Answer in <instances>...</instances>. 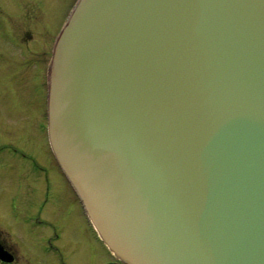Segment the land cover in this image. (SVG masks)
I'll list each match as a JSON object with an SVG mask.
<instances>
[{
    "label": "water",
    "instance_id": "1",
    "mask_svg": "<svg viewBox=\"0 0 264 264\" xmlns=\"http://www.w3.org/2000/svg\"><path fill=\"white\" fill-rule=\"evenodd\" d=\"M49 86L55 157L118 259L264 264V0H80Z\"/></svg>",
    "mask_w": 264,
    "mask_h": 264
},
{
    "label": "flooded vegetation",
    "instance_id": "2",
    "mask_svg": "<svg viewBox=\"0 0 264 264\" xmlns=\"http://www.w3.org/2000/svg\"><path fill=\"white\" fill-rule=\"evenodd\" d=\"M71 1L66 8V19L78 0H73L72 3ZM35 2L41 8L40 2ZM30 3L29 0H19L16 3L0 0V37L6 43L9 52L17 53L21 61V63H18L15 60L16 66L19 67L17 69L23 71V68L27 69L29 65H32L37 69L35 73L37 75L43 67L47 69L44 72V81L47 83L48 68L53 58L54 45L66 19L59 29L55 30L53 22L59 24L60 15L54 16V7L60 5V2L59 0L50 1L43 12L40 13V19L37 20L36 25H32L30 29L28 28L29 35L31 37L35 36V39L30 42L31 45L28 46V44L24 43L21 36L12 35L13 31H11V25L8 20L11 19L12 14L16 15L18 13V16L20 13L22 15L26 14V6ZM47 35L49 36V40L48 38L46 39ZM29 48L33 52L32 57L29 55ZM38 128L39 133L45 134L43 125H38ZM35 142L37 146L39 144L37 137H35ZM32 150L36 151L34 148ZM30 161L31 163L28 161L26 166L21 168L28 171L29 167L36 172L38 177L34 175L32 178L30 174H28L29 176L26 175L25 170H23L22 173L25 175V181L19 184L20 187L28 184H32L33 186L39 183L38 172L42 171L43 168L40 166L37 158H32ZM5 166L4 161L0 163V168ZM54 167L56 170L59 169L56 162ZM2 175L0 171V185L5 183L4 181L6 180V182L10 181L12 178L11 174L5 178ZM56 175L55 182L57 185H55L53 180H48L45 184L46 188H42V190L37 186H33L32 189L29 187L24 189L22 194L15 193L14 190L12 191L15 193V196H11L16 201L13 207L24 200L32 202L36 199L33 202L35 211L26 213L11 211L9 217L12 222L6 223L8 228L2 230V227H0V247L11 259L7 263H3L0 260V264H21L20 261L24 262V264H93L94 241L92 226L74 190L68 187L69 183L62 177L59 171ZM60 177L68 190L57 188L58 182L61 183V180L59 181ZM9 193L11 192L9 191ZM8 198L10 197L8 196ZM42 200L45 202L42 203ZM53 202L54 205L52 204ZM52 205L60 210L58 219L53 218L55 210L49 211ZM94 248L95 254L103 255V248L98 246ZM108 256V260L101 264H123L109 253Z\"/></svg>",
    "mask_w": 264,
    "mask_h": 264
},
{
    "label": "rangeland",
    "instance_id": "3",
    "mask_svg": "<svg viewBox=\"0 0 264 264\" xmlns=\"http://www.w3.org/2000/svg\"><path fill=\"white\" fill-rule=\"evenodd\" d=\"M17 1L19 0H7L9 3H16ZM35 1L40 2L41 8H39ZM50 1L53 0H29L31 3L26 6V14L22 15L20 13L19 16L18 13L16 15L12 14L13 16L8 20L11 25V31H13L12 35L21 36L24 43L30 46V42L35 39V36L31 37L29 35L28 28L30 29L32 25H36L37 20L40 19V13L43 12ZM59 2L60 5L54 7V16L57 17L60 15L59 24L53 22V27L56 28L55 30H58L65 21L67 17L66 8L69 6L70 0H59ZM36 10L37 12H35ZM47 38L49 40L48 35L46 36ZM32 53V50L29 48V55L31 57ZM15 60L21 63L17 53L9 52L6 43L0 37V163L4 161L6 164L5 167L0 168V171L3 174V178L9 174L12 176L10 181L6 182V180L4 181L5 183L0 185V227H2V230L8 228L6 223L12 222L9 217L11 211L18 213L35 211L33 202L36 199L32 202L24 200L22 203H18L13 207L16 202L13 200V196H15L16 192L22 194L24 189L27 187L32 189L33 186H37L42 190V188H46L45 184L48 180L55 182V176H57L58 171L66 180V177L60 169H57L58 171L55 169V160L50 151L48 138H46L45 134L39 133L38 128V125H43L45 129L47 127V83L44 81V72L47 69L42 67L36 75L37 69L29 65L27 69L23 68V71H20L17 69L19 67L16 66L17 63H15ZM45 131L47 132V129ZM35 137L39 140L37 146ZM31 147L34 150L36 149V151H33ZM32 158H37L40 166L43 168L42 171L38 172L39 183L33 186L32 184H28L20 187L19 184L25 181V175L22 173L23 170H25L26 175L30 174L32 178L34 175L37 176L36 172L29 167L28 171L27 169L21 168L26 166L28 161L31 163L30 160ZM60 180L63 185L58 182L57 188L68 190L61 177ZM55 185H57L56 182ZM68 187L70 188L69 184ZM13 190L15 193L12 192ZM8 196L12 199L8 198ZM44 202L42 200V203ZM52 204L54 205V202ZM53 205L49 208V211L55 210L53 218L58 219L60 210L55 206L53 207ZM93 241V264L106 262L109 257V251L98 239L94 230ZM95 246L103 248V255L95 254ZM20 262L24 264V262Z\"/></svg>",
    "mask_w": 264,
    "mask_h": 264
}]
</instances>
